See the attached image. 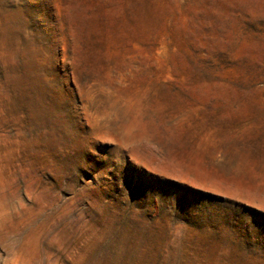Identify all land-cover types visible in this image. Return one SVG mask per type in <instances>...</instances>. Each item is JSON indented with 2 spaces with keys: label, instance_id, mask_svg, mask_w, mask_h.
Returning <instances> with one entry per match:
<instances>
[{
  "label": "rangeland",
  "instance_id": "obj_1",
  "mask_svg": "<svg viewBox=\"0 0 264 264\" xmlns=\"http://www.w3.org/2000/svg\"><path fill=\"white\" fill-rule=\"evenodd\" d=\"M0 264H264V0H0Z\"/></svg>",
  "mask_w": 264,
  "mask_h": 264
}]
</instances>
